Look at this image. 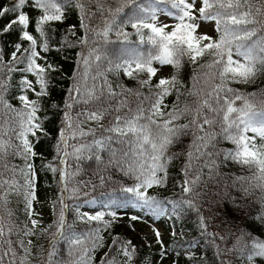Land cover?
Here are the masks:
<instances>
[{"label":"snow or ice","instance_id":"6c2138e0","mask_svg":"<svg viewBox=\"0 0 264 264\" xmlns=\"http://www.w3.org/2000/svg\"><path fill=\"white\" fill-rule=\"evenodd\" d=\"M104 3L105 0H62V3L57 0H17L10 8H0V17L9 12L16 14L14 19L0 29V32L9 31L13 25L18 24L22 26L21 39L30 42L29 47L23 49L26 53L24 60L17 59V53L21 51L20 43L15 44V50L9 62L5 63L3 56H0V73L16 70L11 66L13 62H26V67L21 71L32 73L35 77V85H39L37 90L32 80L23 78L22 88L31 90L37 99L30 100L27 94H22L18 99L23 104V108L15 109L4 99L5 81L3 77H0V109H8L19 118L14 127L10 126L7 129L3 123H0V204L6 203V193L3 192L5 185L8 190L18 195L20 188L23 187L25 189L22 194L24 213L30 221V226L29 223H24L22 227L9 225L5 230L3 217H0V264H17L18 256H20L19 264H25L27 260L25 254L31 253L33 241L32 239L25 241L21 237L35 236L37 230L41 234L48 231V228L40 227V220L33 218L39 215L33 209L37 174L35 158L39 154L35 151L34 142L29 137L35 138L38 142L40 135H49L43 127V118L38 113L43 110L41 102L50 95L49 87L52 79L50 73L55 69L51 64L37 62L46 58L38 51L37 38L26 30L29 26V15L22 10L26 6L42 10L39 19L35 21L34 30L40 37L45 38L47 33L44 25L48 21H61L64 18L63 7L78 9L80 27L84 29V35L75 43H66L64 47H75L78 43L82 49L87 50V55L84 51L80 54L79 64L82 65V69L78 68L74 76L70 77L72 84L67 89V99L63 106L55 102L49 105L60 113L62 119L54 145L55 159L46 166L41 164L40 167H45V170L57 179L59 190L52 207L55 210L57 203L60 207L58 219L54 222L56 231L53 232L52 240L49 241L51 251L48 249L44 251V264H63L62 261L54 260L57 253L52 241L58 237H63L69 245L83 243V240L75 235L72 237L65 235L66 230L71 228L65 219V213L70 207L67 201L77 198L82 188L102 187L107 182L116 184L117 181L108 174L109 169H115L116 172L134 181L132 186L121 185L119 190L135 197L133 207L147 209L157 219L164 214V208L155 197L148 195L147 190L164 185L168 178V165L181 157L185 158L181 169L185 176L182 191L186 196L193 193V185L198 186L201 183L202 172H197L195 179L187 178L196 166L195 162L201 157L204 158L202 167L209 168L214 175H220L218 170L228 161L237 163L241 167L247 166L249 170L255 169L252 178L258 183L254 187L264 193V115L253 111L247 97L237 89L228 86L232 82L248 83L258 72L264 70V20L260 19L264 17V0H258L255 5L251 0H154V3L148 6L138 3V0H121L120 6L114 11L105 7ZM156 3L170 4L171 9L175 11L158 9L155 7ZM129 6H134L133 12L121 19L125 7ZM92 8L95 11H92ZM214 8L215 11H213ZM158 12L172 17L176 23L170 26L160 22ZM106 15L108 19H104ZM94 17L103 20L101 31L97 32L89 28L85 22ZM204 21L214 22L213 30L219 34L218 37L199 31L201 22ZM126 25H131L136 30V35L139 37L137 46H129V34L123 31ZM250 25L252 27H249ZM70 28L75 30L76 26L72 25ZM144 29L148 30L147 33L143 31ZM110 32H115L118 39L122 38L121 47L113 57L101 54L103 45L99 48L95 46L101 40L104 44L111 43L108 40ZM258 33H260L258 39L253 40ZM72 34L74 35L75 32L73 31ZM145 44L148 48L142 50ZM39 47L44 52L50 51L48 39L46 38ZM206 55L212 58L211 61L199 66L213 70L212 78L218 79L219 83L212 85L208 98L195 108L186 105L183 110H180L177 74L169 78L157 77V73L165 66H171L178 73L184 66L185 58L188 63L196 65L198 60ZM93 67L95 73L90 75ZM102 67L103 71H101ZM112 72L136 80L142 88L151 86L149 95H144L139 90L125 88L118 82L114 85L106 75ZM142 73L146 74V79H138ZM154 77H157V80L153 84ZM192 79L195 82V69ZM153 87L155 91L152 90ZM174 89L177 92V103L172 105L170 111H166L168 105L165 103V97L171 95ZM236 100H244V106L234 107ZM205 108L215 113L219 119L205 115ZM182 117L187 119V123H176ZM93 124L95 126H91ZM217 124L220 128L219 133L205 129V125ZM189 134L193 139L185 147L183 138ZM5 136H8L7 140ZM217 136L231 141L234 148L218 149ZM257 138L261 141L259 144H257ZM14 140L19 143H15ZM209 145L211 150L207 151ZM101 153L107 154L106 160ZM8 157H19L23 163L22 165L11 164ZM69 157L74 161L71 171L67 164ZM90 161H94V168L88 164ZM84 165L88 166L87 169ZM5 170L12 173V179H3ZM86 170L98 179L99 185L93 183L91 179H78ZM16 174L23 177V185L15 179ZM246 179L248 178L236 177L230 185L242 194L241 199L251 195L248 187L237 184V181ZM228 187L224 185V196L236 207H243L238 203L237 197L227 190ZM215 194L219 195V193ZM123 203L121 202L120 206H123ZM254 203L259 204L261 208L257 218L264 221V195ZM175 208L196 212L201 234H207L208 225L194 199H182ZM11 214L9 212V216ZM77 215L81 220L102 221L103 229L111 227L117 218V213L114 211L107 213L113 218L111 220L105 219V212L88 215L77 211ZM130 219L136 221L141 217L132 215ZM48 227L51 228L53 225ZM101 230L98 227L94 230V234L89 233V236L93 238L91 248L86 251L103 247V238L99 235ZM153 232L156 243L162 249L161 258H164L168 255V250L161 238V233L156 229H153ZM172 234L175 235V231ZM210 235L213 238L212 243L216 249L219 264H229L228 261L219 257L225 252L232 251H239L247 264H256L257 258L264 259V241L250 237V244L245 243L243 247H238L246 235L243 230L239 235L232 234L235 236V243L231 247H227L225 237H217L214 233ZM12 236H16L15 241L11 239ZM217 239L225 243V248L222 249L216 243ZM228 239H231V236ZM113 247L123 254L126 264H132L136 249L131 241L122 242L114 236L109 245L110 249ZM179 254L176 253V255ZM91 259V257L88 258L89 264ZM81 261L83 262V257ZM100 264H117V262L110 252H105Z\"/></svg>","mask_w":264,"mask_h":264},{"label":"trees","instance_id":"16d2710c","mask_svg":"<svg viewBox=\"0 0 264 264\" xmlns=\"http://www.w3.org/2000/svg\"><path fill=\"white\" fill-rule=\"evenodd\" d=\"M17 0H0V8L11 7L15 4ZM57 2L62 3V0H57ZM255 5L258 0H251ZM121 0H105L104 6L111 8L113 11L116 7H119ZM138 3H143L145 6L154 3V0H138ZM86 7H89L86 5ZM155 7L158 9L163 8L165 11L172 10L170 4H159L156 3ZM29 15V26L26 29L30 34L38 40V51L41 52L42 56L46 59L38 63L51 64L55 69L54 72L50 73L51 83L49 87L50 95L43 99L42 108L43 110L38 113L43 119V127L49 133V135H40L38 142L35 138L29 137L33 140L35 151L39 154L35 158V165L37 168V174L35 176V196L42 192H48L50 194V211L48 217L39 218L34 216L33 218L41 221L40 227L48 228V231L41 234L37 230V241L38 245L36 248V253L34 254L33 260L30 264H44V251L49 248V241L52 240V234L56 231L55 221L58 219L59 207L57 203L55 210H53V202L56 200L59 190V183L54 175L45 170V167H40L41 164L45 166L48 163H52L55 159V148L57 132L60 128V120L62 119L59 112L49 105L52 102L63 106L64 101L67 99V89L71 86L73 77L78 68L82 69L80 62V54L84 51L87 55V50L82 49V47L77 43L75 47H64L66 43H75L79 38L84 35V29L80 27V12L74 7L65 6L62 8L64 12V18L61 21H48L45 25V31L47 33V39L50 47V51L44 52L42 48L39 47L40 44L44 42L45 37H40L39 33H36L35 21L39 19L42 10L35 9L30 6H26L22 9ZM95 11L94 8L91 9ZM134 6L125 7L124 13L121 14V19L126 15L133 12ZM216 9L214 8L213 11ZM16 14L7 13L5 16L0 17V29H3L5 25L9 23L10 20L14 19ZM106 15L104 19H108ZM264 20V17H260ZM89 28L95 31H101L103 28V20L94 17L92 20L85 21ZM75 25V30H72L70 26ZM249 27H252L250 25ZM21 25L15 24L12 29L6 32H0V56H3L4 62L7 63L11 60V54L15 50L14 46L17 43L21 44V51L17 53L18 60H24L26 53L23 49L28 48L30 42L23 41L21 39L22 32L20 29ZM73 31L75 34L73 35ZM125 33L129 34V46H137L139 44V37L136 35V30L131 27V25H126L123 29ZM147 33L148 30H143ZM92 35V33H89ZM216 33L215 37H218ZM260 33L257 37H253V40L258 39ZM108 40L111 43L104 44L101 40L96 47H101L102 55H107L113 57L117 50L121 47L122 38L118 39L115 32H110L108 35ZM148 45L145 44L142 50H147ZM210 56H204L199 59L196 65H192L187 62L185 58L184 66L182 69L176 72L171 66H168V72L165 75H157V77H171L173 74H177L179 84L177 88L179 89V101L178 107L183 110L186 105L195 108L199 103L208 98V93L212 91V85L219 83L218 79L212 78V71L207 67H200L199 65H206L211 61ZM100 63V62H97ZM14 71L8 73L4 71L0 73V77H3L5 81V91L3 92L4 99L13 106L15 109H22L23 104L18 99L22 94H27L29 99H37V97L32 93L31 90H25L21 86V80L25 77L32 80L34 86L39 90V85H35V77L32 73H25L21 71L26 67L25 63H15L11 65ZM106 66V62H105ZM154 66H156L154 64ZM196 80L193 81L192 77L194 75ZM103 71V67L101 68ZM95 73V68L90 70V75ZM108 80L114 85L118 82L122 84L125 88L134 89L141 91L144 95H149V87H141L136 80L130 79L119 73H106ZM157 77L153 78V84L156 82ZM146 74H140L138 79H146ZM102 82V81H101ZM229 87L237 89L240 93L247 97L248 102L252 105V110L264 115V70L258 72L254 78L248 83H229ZM119 91V89H116ZM155 91V88H152ZM194 93V94H190ZM241 102V103H238ZM165 103L168 105L166 111H170L172 105L177 103V92L174 89L172 94L165 97ZM135 106V105H133ZM234 107L240 108L244 106V100H236L234 102ZM213 107L215 105L213 104ZM205 115L209 118L219 119L215 113L204 109ZM19 118L16 117L15 113L10 112L8 109H0V123H3L5 129L10 126L14 127L16 121ZM190 119V117L188 118ZM178 124L187 123V119L182 117L180 120L176 121ZM91 126H95L94 124ZM205 129L214 133H219V125L208 126L205 125ZM18 131V128H17ZM248 135H253L248 133ZM8 139V136H5ZM192 135L183 138V144L185 147L192 142ZM216 141H218L216 147L218 149H229L234 148V145L229 140H224L222 137L217 136ZM19 143V141H15ZM261 141L257 138V144ZM74 143V141H70ZM115 146V145H114ZM177 150V149H172ZM211 150V145L206 149ZM71 151V149H69ZM102 157L106 160L107 154L101 153ZM8 161L11 164L22 165V160L19 157H8ZM185 162V158L181 157L179 160L171 162L167 167L168 178L164 185L154 186L147 190V193L151 197H155L157 201L161 203L164 208V214L160 217L166 221V225L171 232L170 235L167 234L163 240L164 245L168 250V255L165 257L168 259V263L164 260L161 264H219L218 258L216 256V249L212 243V236L210 234L214 233L217 237H225L227 239V247H231L235 243V233L239 235L240 231L243 230L246 235L241 241V245L238 247H243L245 243L250 244L251 240L254 238L260 241H264V221L257 218L261 212L260 205L254 203L259 197L264 195L261 191L254 186L258 183L256 179H253L255 169L249 170L247 166L241 167L239 164L232 161H228L226 165L222 166L218 171L220 175H214L212 170L209 168L202 167L204 158L201 157L199 161L195 162V167L192 172H190L187 178L195 179L197 172H202L201 183L193 185V193L186 196L182 191V183L185 179L184 173L181 169L182 163ZM67 164L69 170H72L74 161L69 157ZM93 168L95 167L94 161L88 162ZM87 169V165H84ZM108 174L113 176V180L117 181L116 184L107 182L104 186H97L92 188L91 186L87 188H82L79 196L72 200H68L67 203L70 205L69 209L65 213V219L71 228L67 229L65 235L72 237L73 235L81 238L83 240L82 244L69 245L63 237H58L56 240L52 241L55 245L56 257L54 260L62 261L63 264H89L88 258L91 257L90 264H100L101 259L104 258L105 252H110L111 256L115 257L117 264H126V258L121 252H118L117 248H109L112 243L114 236L118 237L120 241H131L132 245L135 246L136 255L132 260V264H151L152 261L160 257L162 251L161 246L156 244V241H150V235L140 234V230L135 227L136 221H132L130 217L136 215L141 217L143 214H150L147 209H141L139 207H133L135 203V197L130 193H125L120 191V186L125 187L132 186L134 181L129 179L127 176H123L121 173L116 172L115 169H109ZM247 177L248 179L244 181H237L238 186L248 187L251 195L241 199V193L237 192L235 189L231 188L230 185L236 177ZM13 178L12 173L4 171L5 180H10ZM15 179L20 185L24 184V179L19 174L15 175ZM78 179L89 180L91 179L93 183L99 185L98 179L92 176L90 171H84ZM180 184L179 186H176ZM224 185H228L227 190L231 192L233 196L237 197L239 204L243 207H236L231 201H228L224 196ZM25 189L20 188L18 195L14 191H10L5 185L3 192L6 193L5 199L6 203L0 204V217H3V223L5 230L9 225H19L23 226L24 223H29L28 217L24 213L23 208V192ZM87 193V195H85ZM200 193V195H196ZM215 193H219L216 195ZM194 199L196 206L200 209V214L205 218L208 225L207 234L202 235L201 229L198 223L199 217L194 211H187L182 208H175V205L182 199ZM88 200H93L96 203L97 212H105V219L111 220L112 217L108 216L109 212H116L117 218L113 221L111 227L103 229L102 221H88L87 219L81 220L78 218L77 211L83 214L79 206ZM114 201V203H113ZM123 203V206L121 205ZM33 209L35 205L33 202ZM175 209V211H174ZM11 212V216H9ZM49 225L53 227L49 228ZM100 227L102 230L99 235L103 238V247H98L92 251H86L91 248L92 236L89 233L94 234V230ZM175 231V235H173ZM231 236V239H228ZM23 238V237H21ZM11 239L15 241L16 236H12ZM150 242H148V241ZM216 243L220 245L223 249L225 248V243L219 239ZM176 253H180L176 255ZM193 256L195 257L193 259ZM83 257V262L81 258ZM219 259L228 261L229 264H247L244 256L240 255L239 251L225 252ZM260 259V258H257ZM264 263V259H261ZM20 262V256L17 257V264ZM257 264V263H256Z\"/></svg>","mask_w":264,"mask_h":264},{"label":"rangeland","instance_id":"374dc122","mask_svg":"<svg viewBox=\"0 0 264 264\" xmlns=\"http://www.w3.org/2000/svg\"><path fill=\"white\" fill-rule=\"evenodd\" d=\"M157 15H158V20L160 22L169 24L170 26L174 25L176 23V21L172 17H167V16L161 14L160 12H158ZM213 29H214V22L204 21V22H201V27H200L199 31L201 33L207 32L210 35L215 36L217 32H215ZM167 72H168V66H165V67L161 68V70L157 73V75H165ZM238 103H241V102H238ZM258 118H260V117H258ZM179 185L180 184H177L176 186H179ZM33 202L35 205L34 211L39 214L36 217H39V218L48 217V213L50 211V194L48 192H42L36 196V199ZM79 208H80V210L83 211V213H87L88 215H95L97 213L96 203L93 200H88V201L83 202L79 206ZM135 227H137L140 230V234L150 235V237H151L150 241H153V240L156 241L153 229H156L161 233L162 240L165 239V236L167 234L170 235V233H171L169 231V229L166 225V221L164 219H162L161 217L159 219H157L156 217L152 216L151 214H143L141 216V219L136 221ZM23 239H25V241H27V239H32V241H33V244L31 245V253L25 254V255H27V260L25 261V264H30V262L34 258V254L36 253V248L38 245L37 244L38 243L37 235L32 236V237H23ZM150 241H148V242H150ZM163 260L166 263H168V261H169L165 257L161 258V256H160V257L155 258L151 264H161ZM256 263L257 264H264V263H262L261 259H256Z\"/></svg>","mask_w":264,"mask_h":264}]
</instances>
